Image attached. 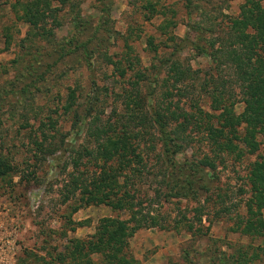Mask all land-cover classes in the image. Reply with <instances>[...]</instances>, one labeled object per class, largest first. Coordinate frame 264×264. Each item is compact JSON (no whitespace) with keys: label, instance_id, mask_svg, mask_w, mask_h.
<instances>
[{"label":"rangeland","instance_id":"obj_1","mask_svg":"<svg viewBox=\"0 0 264 264\" xmlns=\"http://www.w3.org/2000/svg\"><path fill=\"white\" fill-rule=\"evenodd\" d=\"M32 1L0 0V156L13 168L0 178V264H62L57 255L71 240H95L100 219H128L127 212L104 205L79 208L78 193L64 203L73 176L99 171L102 161L96 165L86 152L97 148L95 128L108 125L115 140L134 147L139 142L145 171L134 187L129 185L130 192L145 203L159 196L154 199L158 204H145L144 210L158 216V225L126 239L129 264H264V235L245 236L243 225L237 226L238 218H247L245 205L253 198V165L262 162L264 133H255L258 151L249 154L245 123L234 117L246 108L234 65L228 62L219 70L204 53L211 54L212 44L239 38L231 24L248 0H68L65 6L52 0L45 14L57 21H44L51 32L45 38L21 19L24 5ZM170 60L197 74L175 87L172 81L164 83ZM113 62L124 69V77ZM137 72L144 80L136 83ZM207 74L225 84L224 103L234 100V118L223 129L211 110L212 89L204 86ZM134 90L141 103L127 106ZM70 102L71 110L65 111ZM169 104L172 111L194 115L174 123H184L188 139L175 156L177 165L205 156L216 165L214 172L205 168L196 174L209 189L196 199L192 194L166 197L164 182L171 171L154 157L162 148L146 120L155 108ZM87 111L90 118L73 127L74 113L83 118ZM73 158L81 162L77 169ZM177 178L182 181L184 174ZM117 181L122 184L123 175ZM91 258L104 264L99 254Z\"/></svg>","mask_w":264,"mask_h":264},{"label":"trees","instance_id":"obj_2","mask_svg":"<svg viewBox=\"0 0 264 264\" xmlns=\"http://www.w3.org/2000/svg\"><path fill=\"white\" fill-rule=\"evenodd\" d=\"M50 1L52 0H33L24 5L23 8L24 12L21 19L31 29L35 30L34 35L41 38H45L51 33L43 26L44 21L47 18L57 21L54 14H45V11L49 9ZM55 1H59L62 6H65L68 0ZM151 9L153 10L152 6ZM53 23L58 25L57 22ZM231 25L238 32L239 38L233 41L228 39L225 42L222 40L218 47H214V44H212L211 54L204 53L208 55L219 70L221 67H225L228 62L234 65L236 82L240 83V87L244 89V103L246 105L245 111L240 116L234 115V117L240 119L241 123H245V129L249 133L245 140L246 147L249 149L248 153L254 155L258 151V145L253 141L254 135L258 131H263L262 133H264V7L261 4V0H248L244 4V7L241 8L239 17L234 18ZM248 28L254 31L253 35L247 33ZM258 50L262 51L263 55L258 54ZM129 62L131 61L129 60ZM113 65L121 76L124 77L125 71L119 67V63L113 62ZM193 74H197V72L191 71L189 67L183 68L177 61L170 60L166 71V79L163 82L172 81L171 86L175 87L176 84L185 83ZM135 80H137L136 83L144 80V74L137 72ZM229 83L231 82L229 81ZM204 86L207 88L211 87L212 89L211 91L209 90L213 101L211 110L217 113L214 117L218 124L220 122L223 123V129L234 118L230 117L234 113V100L231 101L230 98H227V101L230 100V102L228 104L224 103L223 100L226 98L223 97L226 93V86L223 81H217L213 75L207 74ZM177 92H180V89ZM134 94L135 96L132 93L127 95V106L130 103L134 105L141 103L137 90H134ZM168 95L171 96L170 93ZM71 98L72 95L70 96ZM71 107L72 102L66 106L65 111L71 110ZM260 110L263 112L258 116ZM198 112L200 115L208 117V114L205 112L199 110ZM90 115L91 113L87 111L82 118L75 112L72 126H79L78 128H80L85 123L86 118H90ZM186 116L192 118L194 115L185 113L182 110L172 111L169 104L166 107L160 106L155 108L149 120L146 121L156 130V139L162 148V153L159 152L154 156L156 162H163L164 168L167 170L169 167V171H171V175H167L170 179L169 182H164L168 185L169 190L166 197H170V195L188 197L192 194L193 199H196L200 191H209L205 184L200 183L203 182L201 177L195 179L196 174L201 173L205 168L214 172L216 165L208 156H205L196 163L184 166L177 165L174 161L175 156L183 150V145L188 140L184 135V123H174L180 118L185 121ZM137 121L140 125H144L145 121ZM208 126L212 127L211 125ZM222 129H214V131L221 135ZM113 132L109 125L107 127L95 128L92 135H95L97 148L92 153H86L92 157L96 165L98 161H102L97 172L98 174H93L91 177H84L83 174L73 176L70 181L71 188L68 190L67 195L64 196V203L71 197H75L78 193L80 195L79 208L83 205H104L110 207L113 211L127 212L128 219H100L96 233L92 236V239L95 240H71L69 242L71 245L64 248L65 252L57 255V262L62 264H66V261L70 262L68 264H97L91 257L92 255L99 254L104 264H129L123 252L127 247L126 239L132 236L138 229L151 228L158 225V216L152 215L151 212L144 213L146 205L152 206L154 203L158 204L154 200L155 198H159L158 192L155 194L154 199L146 198L145 203L144 200L137 198L128 189L129 185L134 187L135 182L141 179V175L145 171L142 157L136 149V146H139V142L134 147L126 140H115L112 137ZM210 133H213V140L215 141L217 134L214 135L213 130ZM149 147H151V152L156 153L153 143ZM225 147L230 149L233 146L228 141ZM238 156L241 157V152ZM259 159L262 162H256L253 165L252 176L255 180L252 183V189L254 193L253 198L245 205L247 218L244 219V222L238 218L237 222V226L243 225L240 232L245 236L264 235V154L259 155ZM72 164L77 169L81 165V162H79V159L73 158ZM9 173H13V168L0 156V178ZM180 174H184L182 181L177 178H180ZM119 175H123L124 181L122 184H119L117 181ZM195 186H197L196 189ZM243 191L240 190V193ZM216 196L217 199L220 198L219 194ZM218 203L220 204L221 202ZM223 209L224 212L229 211L227 208ZM75 210L77 208H74ZM200 220L201 214H199L198 218V221ZM187 229L191 232L193 230L192 225L187 224ZM72 230L74 231L75 228H72Z\"/></svg>","mask_w":264,"mask_h":264}]
</instances>
